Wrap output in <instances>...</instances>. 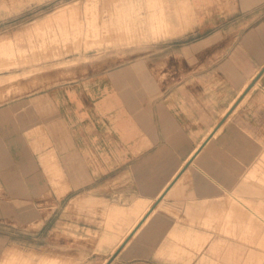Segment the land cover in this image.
<instances>
[{
  "label": "rangeland",
  "instance_id": "obj_1",
  "mask_svg": "<svg viewBox=\"0 0 264 264\" xmlns=\"http://www.w3.org/2000/svg\"><path fill=\"white\" fill-rule=\"evenodd\" d=\"M199 3L0 0V149L7 160L0 169V264H88L91 253L108 264L122 237L113 232L122 226L63 231L57 211L64 194L45 190L63 183V160L72 163L74 142L84 146L89 126L119 121L121 105L151 88L153 73L167 67L163 58L191 39ZM215 214L156 236L155 262L234 264L247 248L261 252L264 160ZM99 236L96 248L79 250Z\"/></svg>",
  "mask_w": 264,
  "mask_h": 264
},
{
  "label": "crops",
  "instance_id": "obj_2",
  "mask_svg": "<svg viewBox=\"0 0 264 264\" xmlns=\"http://www.w3.org/2000/svg\"><path fill=\"white\" fill-rule=\"evenodd\" d=\"M196 1L191 39L163 58L135 104L121 105L119 121L89 126L72 163L63 160V183L45 190L64 194L63 231L122 226L108 264H159L156 236L207 223L264 160V0ZM6 162L0 149V169ZM103 258L91 253L88 264Z\"/></svg>",
  "mask_w": 264,
  "mask_h": 264
},
{
  "label": "bare ground",
  "instance_id": "obj_3",
  "mask_svg": "<svg viewBox=\"0 0 264 264\" xmlns=\"http://www.w3.org/2000/svg\"><path fill=\"white\" fill-rule=\"evenodd\" d=\"M262 251L259 253L253 252L251 248L244 250L241 254V259L234 264H263L264 263V240L262 243Z\"/></svg>",
  "mask_w": 264,
  "mask_h": 264
},
{
  "label": "water",
  "instance_id": "obj_4",
  "mask_svg": "<svg viewBox=\"0 0 264 264\" xmlns=\"http://www.w3.org/2000/svg\"><path fill=\"white\" fill-rule=\"evenodd\" d=\"M252 85H253V84H251V85L248 87V89L246 90V92L250 90V88L252 87Z\"/></svg>",
  "mask_w": 264,
  "mask_h": 264
}]
</instances>
